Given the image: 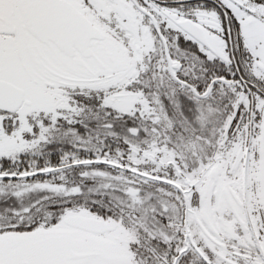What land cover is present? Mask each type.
I'll return each instance as SVG.
<instances>
[{"label":"snow or ice","instance_id":"6c2138e0","mask_svg":"<svg viewBox=\"0 0 264 264\" xmlns=\"http://www.w3.org/2000/svg\"><path fill=\"white\" fill-rule=\"evenodd\" d=\"M0 264H264V0H0Z\"/></svg>","mask_w":264,"mask_h":264}]
</instances>
